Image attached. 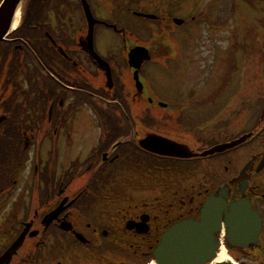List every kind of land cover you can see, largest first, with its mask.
<instances>
[{
    "label": "flooded vegetation",
    "instance_id": "flooded-vegetation-1",
    "mask_svg": "<svg viewBox=\"0 0 264 264\" xmlns=\"http://www.w3.org/2000/svg\"><path fill=\"white\" fill-rule=\"evenodd\" d=\"M86 1L100 22L93 25L96 42L104 30L124 38L123 53L111 54L114 85L105 91L122 85L115 68L134 73L116 62L117 55L145 45L149 63L179 60L186 68L178 59L184 47V63L196 56L198 67L210 66L221 93L161 108L158 99L135 91L117 98L124 113H102L95 120L104 127L95 135L89 127L79 137L84 121L77 123L76 104L89 101L95 66L83 0H24L17 29L0 42V257L25 232L9 264H155L153 252L169 228L201 221L211 203L220 224L206 264H264V32L254 40L253 58L241 57L245 49L218 48L219 39L237 38V8L264 0ZM135 34L146 35V43ZM199 43L209 59L196 55ZM94 68L101 81L106 78ZM14 74L25 79L16 81ZM27 75L35 80L28 85ZM232 75L241 87L237 97L229 89ZM42 84L51 97L39 95ZM28 86L34 95L27 96ZM140 104L164 112L140 128L136 108L131 110ZM149 135L195 153L245 139L222 153L187 160L144 150L140 141ZM64 141L67 159L58 152ZM28 152L36 175L25 180L21 165Z\"/></svg>",
    "mask_w": 264,
    "mask_h": 264
},
{
    "label": "rangeland",
    "instance_id": "rangeland-1",
    "mask_svg": "<svg viewBox=\"0 0 264 264\" xmlns=\"http://www.w3.org/2000/svg\"><path fill=\"white\" fill-rule=\"evenodd\" d=\"M189 7V6H188ZM234 20L238 24V34H237V40H239V44L237 41L234 39L229 38V39H219V44L218 48L220 50H225V49H234L235 48H240L239 49H245L246 51L243 53H238L240 54L241 57H246V58H253L252 54H254L257 50V46L255 44L254 46V40L256 41V38H258L260 31L259 28L261 25L264 24V3L260 2L256 6H248V5H242L239 8H237L236 12L234 13ZM127 24L128 21H125L123 19V24ZM137 25H135L136 27ZM140 30V29H138ZM104 34L98 39L96 42V49L97 52L100 53L104 58L111 60V53H123L124 50V38L118 36L112 31L109 30H104L102 31ZM229 30H225L224 35L228 34ZM137 35V34H135ZM134 37L136 38V36ZM138 36V35H137ZM225 37V36H224ZM130 43L131 40H130ZM201 43V41H200ZM199 43V51L196 50V55L200 53L203 54L204 59H209V56L206 57V51L202 48L201 44ZM237 44V45H236ZM191 45L196 46L197 43L196 41H192ZM239 45V46H238ZM197 46V47H198ZM251 47V48H250ZM117 55L118 58H120V55ZM226 54V52L224 53ZM183 56H186V49L183 47ZM169 61V59H168ZM118 64H120L121 61H116ZM196 56L194 58V63L192 64L191 62L188 61L189 66L187 67V74H186V82L184 83L185 80L181 81L178 79V77H184L183 76V69H180L179 66L176 64H171V72H168L167 67H163L160 64H149L146 66V71H147V81H148V86L152 95H154L157 99H168L170 102L175 101L176 98L180 97L177 101L180 102L183 98H188V97H199V96H206L209 92L208 89H211L212 85H210V77L212 81L213 75H212V69L210 66L207 68H200L196 63ZM169 63V62H167ZM237 65H240L241 62L238 61L236 62ZM192 65V66H190ZM209 65V63H208ZM236 66V65H234ZM175 68L180 69L181 73L179 72L176 73ZM119 74V77L123 83L122 86V91L125 94L126 97H129L132 92H133V87L132 83L130 84L128 79L131 81L128 72L125 74V69H122L121 67L115 68ZM236 69V68H235ZM239 69V68H237ZM127 75V76H126ZM124 76V77H122ZM178 76V77H177ZM101 76L99 73L92 71V79H91V96L92 92L94 91L93 89H100V80ZM217 80L218 77L216 75L215 81L217 85ZM103 87V85H102ZM235 90L236 94L241 91L240 84L237 81V76L232 75V85L230 86L229 89ZM212 90V89H211ZM99 93L103 95V92L99 90ZM91 96L89 98H91ZM185 102V101H182ZM136 108L137 110L135 111V114H137L138 118H146L151 115H156V113H160L161 110L158 109H153L150 105L145 104L140 107H136L131 105V110L133 112V109ZM108 111H111L112 113H116L114 110L118 111V113H121V110L116 107L114 108H106ZM85 112V113H84ZM79 111L77 115V123H80L82 120L84 121L83 126L81 127V133L76 134L80 137L81 135H85V130L91 127L93 131V135H95V129L98 128V125L96 121L94 120L95 117V112L90 109H86L85 111ZM98 116V114L96 115ZM78 127V128H79ZM61 154L63 155L64 159H67V148H65V141L63 143V146L59 149ZM79 150H76L78 152ZM31 157V154L33 152H28Z\"/></svg>",
    "mask_w": 264,
    "mask_h": 264
},
{
    "label": "water",
    "instance_id": "water-1",
    "mask_svg": "<svg viewBox=\"0 0 264 264\" xmlns=\"http://www.w3.org/2000/svg\"><path fill=\"white\" fill-rule=\"evenodd\" d=\"M20 0H5L0 8V27L8 21L14 13ZM5 26L0 29V36ZM131 64L140 68L141 63L149 59L147 51L135 49L130 53ZM138 80V77L136 76ZM214 223L185 222L172 228L163 239V243L156 253L159 264H203L211 257V234Z\"/></svg>",
    "mask_w": 264,
    "mask_h": 264
},
{
    "label": "bare ground",
    "instance_id": "bare-ground-1",
    "mask_svg": "<svg viewBox=\"0 0 264 264\" xmlns=\"http://www.w3.org/2000/svg\"><path fill=\"white\" fill-rule=\"evenodd\" d=\"M18 19H19V15L16 16L15 18V22L13 24V27H16L17 23H18Z\"/></svg>",
    "mask_w": 264,
    "mask_h": 264
}]
</instances>
